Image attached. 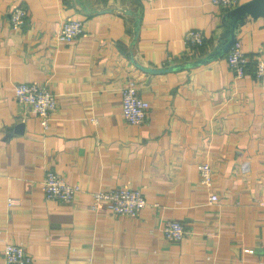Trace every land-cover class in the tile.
I'll return each mask as SVG.
<instances>
[{
  "label": "crops",
  "instance_id": "obj_1",
  "mask_svg": "<svg viewBox=\"0 0 264 264\" xmlns=\"http://www.w3.org/2000/svg\"><path fill=\"white\" fill-rule=\"evenodd\" d=\"M66 18L85 33L60 43ZM189 29L201 48L184 41ZM232 33L264 57V16L211 0H0V264L6 241L34 264H264V81L252 64L242 77L226 65ZM32 81L58 97L46 130L13 97ZM130 81L150 103L142 124L121 115ZM47 169L80 184L72 203L45 199ZM124 185L145 195L139 215L91 206V190ZM167 219L183 222L180 241L163 236Z\"/></svg>",
  "mask_w": 264,
  "mask_h": 264
},
{
  "label": "built area",
  "instance_id": "obj_2",
  "mask_svg": "<svg viewBox=\"0 0 264 264\" xmlns=\"http://www.w3.org/2000/svg\"><path fill=\"white\" fill-rule=\"evenodd\" d=\"M153 2L154 0H142ZM240 0H211L222 8H234ZM27 10L19 4L10 10V22L12 26L20 27L25 24ZM85 33L84 21L78 18H66L55 38L60 43H69L81 37ZM184 41L192 48L199 49L204 45V34L197 29H189L185 32ZM226 65L234 72L236 77L245 75L247 67L252 64V73L256 80L264 81V57L260 55L248 56L242 50V42L236 37L230 45L225 57ZM13 97L24 105L28 112L40 118L42 128L46 130L52 121L53 114L58 107V97L43 83L38 81L17 82L13 86ZM121 115L131 124H142L148 117L150 103L139 93L134 82L125 83L120 89ZM200 181L209 186L212 183L211 166L207 162L197 165ZM45 199L57 200L62 203H72L78 192L81 191L79 183H68L64 177L47 169L40 182ZM91 206L95 209L107 208L118 216L135 217L140 214L147 201L143 192L138 188L118 186L115 188L91 190ZM218 195L211 193L209 200H216ZM19 200L13 196H7L6 204L13 207ZM163 236L170 241H180L186 228L180 220L167 219L162 226ZM3 264H34V258L27 253L23 245L13 241H6L3 250Z\"/></svg>",
  "mask_w": 264,
  "mask_h": 264
},
{
  "label": "water",
  "instance_id": "obj_3",
  "mask_svg": "<svg viewBox=\"0 0 264 264\" xmlns=\"http://www.w3.org/2000/svg\"><path fill=\"white\" fill-rule=\"evenodd\" d=\"M246 13L250 16L257 18L264 16V0H248L232 8V13ZM234 34L232 33L230 40L226 44V48L234 41Z\"/></svg>",
  "mask_w": 264,
  "mask_h": 264
},
{
  "label": "trees",
  "instance_id": "obj_4",
  "mask_svg": "<svg viewBox=\"0 0 264 264\" xmlns=\"http://www.w3.org/2000/svg\"><path fill=\"white\" fill-rule=\"evenodd\" d=\"M201 48V47H200Z\"/></svg>",
  "mask_w": 264,
  "mask_h": 264
}]
</instances>
